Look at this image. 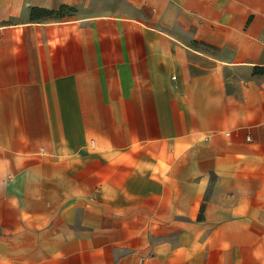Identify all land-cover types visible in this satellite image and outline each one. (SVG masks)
Segmentation results:
<instances>
[{
    "label": "crops",
    "instance_id": "1",
    "mask_svg": "<svg viewBox=\"0 0 264 264\" xmlns=\"http://www.w3.org/2000/svg\"><path fill=\"white\" fill-rule=\"evenodd\" d=\"M0 264H264V0H0Z\"/></svg>",
    "mask_w": 264,
    "mask_h": 264
}]
</instances>
